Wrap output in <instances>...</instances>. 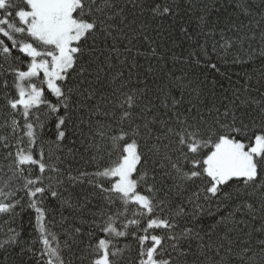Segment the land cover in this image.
<instances>
[{
	"label": "snow or ice",
	"instance_id": "1",
	"mask_svg": "<svg viewBox=\"0 0 264 264\" xmlns=\"http://www.w3.org/2000/svg\"><path fill=\"white\" fill-rule=\"evenodd\" d=\"M131 3L143 11L147 0ZM237 7L248 13L246 6ZM148 10L154 18L174 14L169 0ZM125 11L117 0H0V214L14 216L25 206L35 212L38 264H234L233 257L239 264H264V239L258 249L239 239L252 231L264 234V100L237 95L223 110L213 105L205 115L196 104L182 109L183 96L177 99L163 87L153 100L144 89L125 91L121 84L101 97L111 109L89 103L105 71L92 53L97 41H115L117 30L124 34L120 24L130 27ZM199 20L207 23L204 15ZM111 51L119 49L113 44ZM250 104L256 110H246ZM74 108L87 111L80 123L88 124L97 153L96 138L106 144L107 157L93 172L76 175L45 149L60 148ZM53 124L55 139L49 140ZM193 186L177 204L175 198ZM51 201L69 210V216L61 211V222L72 218L88 225L83 248L81 226L53 230ZM201 201L215 203L220 213L207 228L199 227ZM257 213L262 223L245 232L246 217L254 221ZM10 232L0 248L19 242V234Z\"/></svg>",
	"mask_w": 264,
	"mask_h": 264
},
{
	"label": "trees",
	"instance_id": "2",
	"mask_svg": "<svg viewBox=\"0 0 264 264\" xmlns=\"http://www.w3.org/2000/svg\"><path fill=\"white\" fill-rule=\"evenodd\" d=\"M159 2L161 0H147L141 11L133 7L131 0H117L119 6L125 7L127 20L132 23L130 27L119 25L124 28V34L117 30L114 35L118 39L115 41L112 38H108L106 43L103 39L97 41V51L92 56L99 57L105 71L101 73V81L94 82L97 95L95 101L89 103L99 102L105 110L111 109L112 105L104 103L101 97L110 96L112 88L120 89L121 84L126 85L125 91L128 87L142 88L146 98L153 100L163 87L177 99L183 96L182 109L196 104L205 115L213 105L223 110L222 106L237 95L264 100V55H261L264 51V0H169L174 14L154 18L148 9ZM237 4L246 6L248 13L245 14ZM201 15L206 16L207 23L201 24ZM240 37H243L242 41ZM228 40L232 41L231 46L225 43ZM113 44L119 49L118 53L111 51ZM125 46L131 51H125ZM153 48L155 55L151 54ZM106 57L111 59L106 60ZM109 63L112 64L111 68L108 67ZM117 73H122V76L112 82ZM246 110L254 111L256 105L250 104ZM81 117L87 121V111L74 108L66 139L61 142L59 149L55 145H45L46 151L51 148L61 157L63 163L60 167L73 175L78 174V171L93 172L107 158L104 152L106 144L99 137L96 141L100 152L97 153V148L91 146L88 124H81ZM47 138L55 139L54 124L47 131ZM94 155L97 156L96 160H93ZM4 163L0 159V166ZM84 187L87 188V185ZM80 190V186L75 189L76 192ZM195 190L193 186L184 197L175 198L176 203H181ZM201 203H204V211L198 217L199 227L207 228L219 220L220 213L215 203L211 206L204 201ZM48 207L52 209L48 220L52 221L54 217L56 223L54 231L62 233L73 223L84 229L83 243L79 245L83 248L88 241V225H79L78 220L72 218L61 222V211L64 216L70 213L67 209H60L55 201H51ZM185 207L192 210L191 205L185 204ZM256 207L259 208L258 203ZM15 211L14 216L0 214V243L11 234L10 230L19 234L17 244L0 248V264H38L41 245L35 240V212L26 206L23 209L17 207ZM84 215L91 218L87 212ZM246 219L249 220V228L245 232L258 228L262 223L259 213L254 221L248 217ZM217 234L223 235L222 227ZM231 235L237 239L236 233ZM239 239L248 241L254 249H258L257 241L264 239V234L252 231L251 236L240 235ZM128 242H131L130 237L127 240L122 238L120 246ZM233 260L234 264H239L238 258L233 257ZM76 264H79L78 260Z\"/></svg>",
	"mask_w": 264,
	"mask_h": 264
}]
</instances>
